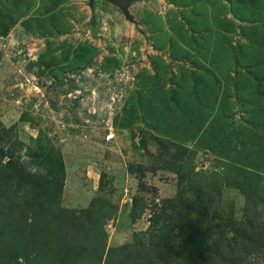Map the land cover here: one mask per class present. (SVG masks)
<instances>
[{
    "label": "rangeland",
    "instance_id": "1",
    "mask_svg": "<svg viewBox=\"0 0 264 264\" xmlns=\"http://www.w3.org/2000/svg\"><path fill=\"white\" fill-rule=\"evenodd\" d=\"M0 0V264H264V0Z\"/></svg>",
    "mask_w": 264,
    "mask_h": 264
},
{
    "label": "water",
    "instance_id": "2",
    "mask_svg": "<svg viewBox=\"0 0 264 264\" xmlns=\"http://www.w3.org/2000/svg\"><path fill=\"white\" fill-rule=\"evenodd\" d=\"M106 1H109L115 4L116 6H118L127 18H129L130 20H133V16L130 13V6L132 3L139 1V0H106ZM94 3H95V0H89V5L91 7L94 6Z\"/></svg>",
    "mask_w": 264,
    "mask_h": 264
}]
</instances>
